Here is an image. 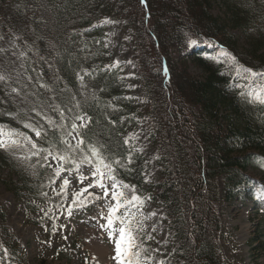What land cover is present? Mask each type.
<instances>
[{"label": "trees", "instance_id": "obj_1", "mask_svg": "<svg viewBox=\"0 0 264 264\" xmlns=\"http://www.w3.org/2000/svg\"><path fill=\"white\" fill-rule=\"evenodd\" d=\"M216 4L224 9L221 17L213 12ZM106 15L131 31L140 69L137 96H128L119 72L104 66L106 27L99 24ZM262 24L264 0H0V45H7L12 32L27 42V49L19 39L0 47V75L7 77L0 81V125L33 136L24 125L35 124L46 131L35 139L40 148L63 151L65 139L75 144L66 135L73 117L85 115L91 121L80 130L85 144L100 148L107 162L121 161L124 167L113 163L116 178L131 181L144 195L145 161L124 143L142 111L159 145L163 179L156 198L169 218L173 256L181 264H229L217 244V182L223 177L229 201L254 199L264 191V107L240 97L220 49L185 51L192 40L218 44L244 66L264 71ZM192 66L201 77L191 74ZM13 161L18 181H11L10 189L19 198L25 194L46 203L50 169L37 165L27 171L22 165L18 170ZM246 185L251 187L242 189ZM0 263L28 264L1 206Z\"/></svg>", "mask_w": 264, "mask_h": 264}, {"label": "rangeland", "instance_id": "obj_2", "mask_svg": "<svg viewBox=\"0 0 264 264\" xmlns=\"http://www.w3.org/2000/svg\"><path fill=\"white\" fill-rule=\"evenodd\" d=\"M213 12L217 16L224 15V9L218 4L214 5ZM110 17V16H107ZM106 21V20H105ZM113 23H104L107 25L106 36L103 39L106 53L104 66L109 69H116L125 86L128 96L139 95L140 83L139 67L135 59L136 53L133 50V41H131L129 29H126L125 23L118 20ZM152 26V22L148 23ZM264 27V24H262ZM236 36L240 33L232 31ZM6 36L7 45H0L2 49L11 47L18 43V39L22 41V48L27 49V42L24 38H20L18 33L12 32ZM2 39V37L0 36ZM244 40H240L243 44ZM194 48V46H193ZM190 53V51H189ZM154 57V53H153ZM9 60V55L6 56ZM16 61V59H15ZM117 61L119 64H117ZM95 69V66L93 67ZM91 70H87V72ZM189 71L192 75L201 77V72L190 67ZM85 72V73H87ZM89 88L84 87L87 93ZM6 95H9L6 93ZM20 101L26 105L28 99L21 96ZM31 101V100H30ZM79 124L80 122L77 121ZM135 125L125 134V140H129V148L132 153H138L145 161V188L148 191L144 195L138 194L145 200L139 218L143 220V231H137L136 243L137 247L134 251L140 253V259L143 264H181L176 261L173 256V232L169 227V218L166 209L161 201L156 198L160 189L158 185L163 179L162 169L157 164L158 142L152 138V127L148 118L142 111L133 120ZM36 136H32V139ZM7 159V166L4 159ZM14 160L18 162L17 169L24 165L27 171L30 170L26 164L16 159L10 153L0 150V206L7 214V225L13 230L17 238V244L23 256L27 258L30 264H115L112 259L114 256V243L107 237L106 232L100 228L101 223L106 221L99 218L101 211L107 213L108 203L104 199L90 202L87 207L74 208L71 217L67 215V208L71 204L73 193L79 191L81 187L86 186L90 180V171L94 170L91 166L82 165L80 173L88 176L84 184H79L76 179V172H66L61 174V178L50 186L48 191L47 202L40 204L34 202L32 197H20L15 194L13 182L18 181L17 175L11 170L14 166ZM33 164L36 158H33ZM53 168L58 166L55 162ZM48 177L53 175L50 169ZM249 174L253 178L260 179V173L249 169ZM51 174V175H50ZM67 176L70 179V185L67 189V197L56 196L52 191L55 188L60 190L62 179ZM117 179V178H116ZM118 181L134 186L131 181ZM218 198L219 201L215 206L216 214L220 220V231L217 238V244L220 248L224 261L229 264H264V199L258 205L249 200L229 201L224 197V180L223 177L218 178ZM49 185V183H48ZM11 188V189H10ZM90 191L99 193V189H90ZM125 194L130 198L131 191L125 189ZM150 192L154 193L151 194ZM87 195V193L85 194ZM151 197L150 200L147 198ZM62 205V208L57 207ZM45 212L48 215H45ZM155 212L152 216L150 213ZM146 217V219H145ZM55 226V233L53 227ZM155 228V231L152 229ZM64 237H67L65 239ZM151 237V239H148ZM257 240H260L257 241ZM263 242V243H262ZM263 244V245H262Z\"/></svg>", "mask_w": 264, "mask_h": 264}, {"label": "snow or ice", "instance_id": "obj_3", "mask_svg": "<svg viewBox=\"0 0 264 264\" xmlns=\"http://www.w3.org/2000/svg\"><path fill=\"white\" fill-rule=\"evenodd\" d=\"M146 2L147 0H141V3L146 4ZM104 23H113V21L106 20ZM191 43L195 44L196 41L192 40ZM221 57L224 61L230 63L234 71V84L239 90L240 97L246 102L264 107V71H256L253 68L244 66L236 56L224 49H221ZM117 64H119L118 61ZM165 71H167V68H165ZM6 79L7 77L0 75V81ZM80 79L83 80V76ZM12 92H17V89L13 88ZM37 115L40 114L37 113ZM60 116L63 118L64 113L60 112ZM45 119L50 126H55V122L50 118L45 117ZM77 121L80 123L78 124ZM90 122V118L85 115L76 114L73 117L70 130L67 131L66 135L75 140V144L65 139L63 141V151L40 148L36 141L26 133L10 128L6 129L4 125H0V150L10 153L28 167L39 165L41 168L52 169L53 175L49 177V186L54 185L56 180L61 178V174L66 172H76V179L79 184L83 185L88 176L80 173L81 166H91L94 169L90 171L91 180L86 186L73 193L71 204L67 208V215L71 217L74 208H84L90 202L104 199L108 203V210L107 213L103 211L99 213V218L106 221L100 224V228L106 232L108 239L114 243V256L112 259L115 264H143L140 253L134 251V249L137 247L135 233L143 231V220L139 218L138 214H141L145 200L136 194L137 189L135 186L124 184L116 179L114 174L116 169L113 167V163L124 167L121 161L107 162L100 148L92 144H85L83 136L80 135V130L86 128ZM24 127L30 129L37 138L46 134L42 127L32 123L25 124ZM56 127H64V124ZM124 143L129 144V140L126 139ZM33 157L36 158L35 164L32 163ZM52 162H55L58 166L53 168ZM127 162L128 164L132 163L131 155L128 156ZM67 165H71V167H67ZM69 185L70 179L65 176L62 179L60 190L57 191L52 188V191L56 196L66 198ZM93 188L99 189L102 195L90 191ZM125 189L131 191L130 198L126 196ZM86 193L87 195H85ZM43 195L47 197V193H43ZM260 198L264 199V196ZM147 199L150 200L151 197ZM57 207L62 208V205H57ZM45 215H48V213L45 212ZM150 215L155 216L156 213L153 212ZM55 231L54 226L53 233ZM152 231H155V228ZM64 238L67 239V237ZM148 239H151V237H148ZM4 251L7 253V249H4ZM159 264H164V261H159Z\"/></svg>", "mask_w": 264, "mask_h": 264}]
</instances>
